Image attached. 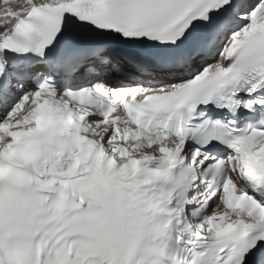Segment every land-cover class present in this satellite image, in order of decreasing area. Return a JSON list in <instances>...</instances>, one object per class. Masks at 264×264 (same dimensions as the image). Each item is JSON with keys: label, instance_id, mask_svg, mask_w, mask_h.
Instances as JSON below:
<instances>
[{"label": "snow or ice", "instance_id": "snow-or-ice-1", "mask_svg": "<svg viewBox=\"0 0 264 264\" xmlns=\"http://www.w3.org/2000/svg\"><path fill=\"white\" fill-rule=\"evenodd\" d=\"M0 264H264V0H0Z\"/></svg>", "mask_w": 264, "mask_h": 264}]
</instances>
